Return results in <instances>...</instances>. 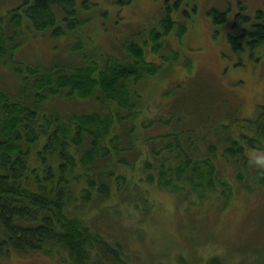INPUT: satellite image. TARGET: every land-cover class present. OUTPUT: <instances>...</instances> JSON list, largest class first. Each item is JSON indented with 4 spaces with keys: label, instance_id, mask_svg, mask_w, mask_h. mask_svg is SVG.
I'll list each match as a JSON object with an SVG mask.
<instances>
[{
    "label": "trees",
    "instance_id": "1",
    "mask_svg": "<svg viewBox=\"0 0 264 264\" xmlns=\"http://www.w3.org/2000/svg\"><path fill=\"white\" fill-rule=\"evenodd\" d=\"M172 10L164 4L167 15L160 29H152L151 44L131 37L118 43L124 47L119 57L86 48L77 65L62 66L55 59L48 68L16 60L18 44L12 45L6 28H51L53 38L76 37L75 49L80 50L83 36L60 23L65 20L70 29L83 26L76 0H21L8 10L12 18L7 23L1 18L0 60L13 63L18 88L0 89V262L13 251H41L66 264L67 257L74 264H91L97 250L107 258L100 264H126L124 242L157 211L153 188L172 192L177 207L198 202L194 205L204 207L205 218L198 219L195 231L187 222L188 240L192 237L196 250L202 235L216 241L222 233L215 232L218 226L212 220L202 233L210 214L263 189L264 105L255 116L243 117L229 96L218 89L208 93L202 82L188 91L182 78L152 101L154 107L145 103L146 81L164 66L179 65L190 72L194 67L181 60L172 44L188 31L178 23L177 35H169L177 23ZM209 13L215 21L228 20L226 10L212 8ZM235 25H240L237 33L228 34L235 51L264 44L263 9L254 15L239 11ZM74 97L94 98L99 108L60 107ZM107 205H114L117 216L106 225L113 220L105 217ZM262 217L257 224L264 231ZM119 224L128 234L124 238L111 229ZM204 264L224 261L214 253Z\"/></svg>",
    "mask_w": 264,
    "mask_h": 264
},
{
    "label": "rangeland",
    "instance_id": "2",
    "mask_svg": "<svg viewBox=\"0 0 264 264\" xmlns=\"http://www.w3.org/2000/svg\"><path fill=\"white\" fill-rule=\"evenodd\" d=\"M20 1L0 0V23L2 17L6 23L12 18L7 16V12ZM125 1L76 0L77 16L84 21L83 26L70 29L65 20L60 23L64 30L67 28L78 37L83 36L84 46L80 47V50L75 49L76 37L66 35L53 38L51 28L39 32L29 25L20 30L6 28V33L13 38L12 45L18 44L15 47V59L24 60L40 68H48L54 65L55 59L62 66L63 63L77 65L76 63L83 60L82 51L86 48L94 51L97 49L103 55L119 57L123 54L124 47L118 43L128 38L137 37L141 44H144L145 39L151 44L150 33L153 28H161V19L167 15L163 6L167 3L173 7L171 15L177 22L169 35L176 34L178 23L188 28L182 38L178 42L173 40L172 44L179 51L181 60L191 61L194 67L190 72L179 65L176 67L182 68L164 66L161 73L146 81L145 96L148 100L145 103L154 107L152 101L163 98L167 87L175 86L182 78L183 88L187 87L188 91H192L202 82L207 86L208 93H216L218 89L229 96L233 104L239 105L240 116L252 117L259 112L260 105H264V44L253 49L246 48L239 53L230 44L228 34L237 33L240 25H235V16L239 11L254 15L257 9L264 10V0H181L178 5L176 0ZM212 8L226 10L227 22L215 21L214 16L209 13ZM186 11H189L190 15H186ZM165 53L169 56L173 54L169 48ZM9 62L11 60L8 59ZM8 63L7 60H0V89L15 91L18 88L15 82L17 73L12 67L13 63ZM61 105V108L69 111H91L99 108L94 98L85 100L74 97L65 99ZM165 192L171 194L170 197L165 195ZM151 197L155 199L157 211L154 218H145L142 224L135 228L130 241L124 242L127 251L122 257L126 264H204L214 253L221 256L224 264H264V250H261L264 248V231L257 224L259 214L264 215V187L247 197L240 196V200L238 198V201L226 210L217 208L218 211L210 214L212 218L208 220V227H205L202 233L208 231L209 221L212 220L216 223L215 228L218 226L215 232H222L218 236L220 241L210 240L204 234L199 239L196 250L191 243L192 237L188 240L190 231L187 222L193 224L192 231H195L198 219L205 218L204 207L194 205L200 202L177 207L171 199L175 198L172 192L154 188ZM104 209L108 211L105 217H113L106 225L114 223L117 216L114 205H107ZM111 229L119 232L120 238L128 235L121 224ZM255 231L259 232L255 234ZM226 235L235 238L237 242L232 244L233 241L224 237ZM64 256L68 255L64 253ZM67 258V264H74L70 257ZM103 261H107V258L100 251L92 253L91 264H100ZM0 264L66 263L57 256L46 255L41 251L21 254L13 251Z\"/></svg>",
    "mask_w": 264,
    "mask_h": 264
}]
</instances>
